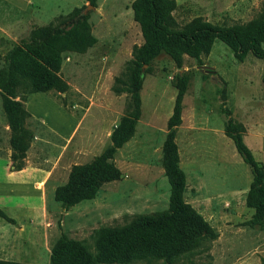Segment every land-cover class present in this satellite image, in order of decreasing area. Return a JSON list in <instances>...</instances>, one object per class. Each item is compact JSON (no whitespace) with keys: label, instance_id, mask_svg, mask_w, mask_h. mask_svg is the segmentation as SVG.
Instances as JSON below:
<instances>
[{"label":"rangeland","instance_id":"rangeland-1","mask_svg":"<svg viewBox=\"0 0 264 264\" xmlns=\"http://www.w3.org/2000/svg\"><path fill=\"white\" fill-rule=\"evenodd\" d=\"M177 27L194 17L225 27L244 24L264 11V0H175ZM0 0V65L14 45L29 42L38 28L67 26L86 16L95 44L62 55L57 73L64 92L31 94L24 101V128L33 138L20 171L10 167L9 129L0 100V262L49 264L60 237L93 249L94 235L131 216L165 210L168 184L161 148L177 94L186 80L174 143L185 176L184 201L215 237L172 264H264V224H252L245 205L251 173L223 129L228 118L243 127L242 140L264 173L262 61L237 62L214 41L206 56H182L177 69L163 52L140 68L139 117L131 138L113 154L119 177L100 182L96 196L68 209L57 188L71 166L85 165L109 146V135L127 110L129 95L113 92L114 79L142 39L131 0ZM264 51V44H262ZM19 172V173H18ZM115 264H166L132 260Z\"/></svg>","mask_w":264,"mask_h":264},{"label":"trees","instance_id":"trees-1","mask_svg":"<svg viewBox=\"0 0 264 264\" xmlns=\"http://www.w3.org/2000/svg\"><path fill=\"white\" fill-rule=\"evenodd\" d=\"M94 8V0H89ZM133 21L142 39L134 47L131 61L114 79V93L129 95L127 110L109 135V146L91 162L71 166L66 183L55 194L60 206L68 209L93 199L103 181L116 180L120 173L113 163V154L133 135L139 117L140 68L148 66L160 52L167 55L179 69L182 56L195 60L209 54L214 41L224 44L237 62L246 55L262 61L264 83V11L244 24L225 27L201 17L190 19L177 27L173 17L175 0H131ZM96 39L90 32L86 16H77L67 26L57 29H35L29 42L12 46L0 65V100L9 129L10 167L22 169L32 134L24 128L29 117L24 101L31 94L64 92L65 84L57 75L65 53H84ZM186 80L177 77V94L172 113L166 122L168 131L161 148L163 174L168 184L165 210L131 216L121 225L105 226L95 232L93 249L64 235L54 243L49 264H115L132 260L162 261L172 264L177 256L190 253L215 235L184 199L185 176L178 167L174 129L180 124V102ZM224 135L233 144L242 162L251 173L245 205L254 210L252 224H264V173L242 140L243 127L228 118ZM0 264H18L3 261Z\"/></svg>","mask_w":264,"mask_h":264},{"label":"crops","instance_id":"crops-1","mask_svg":"<svg viewBox=\"0 0 264 264\" xmlns=\"http://www.w3.org/2000/svg\"><path fill=\"white\" fill-rule=\"evenodd\" d=\"M176 2V1H175ZM130 12H131V10H130ZM132 15V14H131ZM19 173V172H18Z\"/></svg>","mask_w":264,"mask_h":264}]
</instances>
